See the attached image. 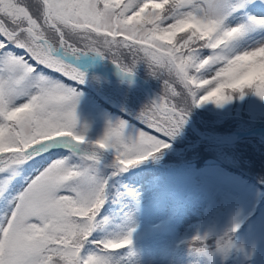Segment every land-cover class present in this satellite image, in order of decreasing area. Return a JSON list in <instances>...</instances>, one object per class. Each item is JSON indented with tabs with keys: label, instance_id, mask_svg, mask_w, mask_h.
Segmentation results:
<instances>
[{
	"label": "snow or ice",
	"instance_id": "6c2138e0",
	"mask_svg": "<svg viewBox=\"0 0 264 264\" xmlns=\"http://www.w3.org/2000/svg\"><path fill=\"white\" fill-rule=\"evenodd\" d=\"M252 3L0 0V264H122L131 255V231L93 238L107 223L100 210L110 178L169 149L193 108L223 107L247 94L264 100V87L241 75L238 61L264 50V38L241 48L251 30L264 29V16L225 23ZM178 32L184 35L173 42ZM96 58L126 75L142 64L163 81L156 98L131 114L141 125L134 135L123 118L108 121L94 141L78 127L83 66ZM60 139L75 150L36 165ZM106 152L113 154L112 171L101 178L97 165ZM30 163L36 166L24 175ZM239 227L233 218L215 240L218 252L234 247ZM206 240L194 236L192 249L207 255Z\"/></svg>",
	"mask_w": 264,
	"mask_h": 264
},
{
	"label": "rangeland",
	"instance_id": "374dc122",
	"mask_svg": "<svg viewBox=\"0 0 264 264\" xmlns=\"http://www.w3.org/2000/svg\"><path fill=\"white\" fill-rule=\"evenodd\" d=\"M249 16H264V4L261 3V0H254V3L249 4L246 8L234 12L228 17L225 23L229 25L246 23V18ZM261 38H264V29L256 28L251 30L244 37L241 48L249 46ZM108 61L107 58H103L102 67L92 62H87L86 65L83 66V70L86 74V81L84 84L111 105L119 108L131 117L132 113L137 112L145 103L156 98L159 94V91L149 85L150 95H148L143 82L134 79L131 75L122 74L120 71L118 72L114 68V65ZM133 72L135 71L133 70ZM76 114L78 118V127L96 126L105 129L108 121H115L121 118L111 115L108 111L99 107L88 96L83 94V92H81L76 107ZM135 128L138 127L129 122L128 131L133 135L135 134ZM250 128H253L250 134L264 139V131L261 130L264 129V122L261 123L258 121L257 124L255 123L252 127L247 129ZM258 129L260 130L257 131ZM241 131L243 130L238 129L218 135L207 130L198 119H191L189 117L180 133L172 141L182 143V146L187 148L196 145L201 139H206L208 143L213 144H210L209 148L213 150L212 153L216 155L218 159L232 166H238L239 162L247 164L245 156L240 154V149L238 148L239 143L235 145L233 142L241 135ZM87 139L90 141L95 140L93 138ZM56 144L73 148L67 140L60 139L47 146L44 151L49 152L51 150L49 148ZM168 150L180 152L179 148L175 150L173 147H170L165 151ZM179 158L181 160L183 159L181 157ZM51 160L54 159L48 155L38 165L46 164ZM112 164L113 155L108 152L104 153L101 162L97 165L98 175L104 178V170H112ZM203 167L204 168L195 167V169L191 166L185 167L169 179V186H174L176 182L181 183V185L194 183L196 182L194 178L195 171L203 172L211 179L220 181L233 190V192L229 193L226 197L221 196L223 197L224 207L223 209L216 210L214 216L216 227L228 224L231 225L233 218H235L236 222L242 223L254 209L253 205L259 197L258 189L250 183L243 181L238 174L218 164L206 163ZM33 170L34 168L30 170L27 175H31ZM124 172L125 175L120 181L121 189H108V191L110 193V201L119 212L127 231L130 230L137 234L148 235H153L158 232L169 235V237L172 238L175 236L187 238L195 224L204 221L208 217L209 214L197 203L184 201L179 213L174 218H169V197H163L162 194L153 195L158 187L156 179L163 176L158 168L139 164ZM156 204L162 207L160 216H155L153 214L154 211L152 210V206ZM162 238L163 237L160 235L156 237L152 249L146 248L134 252L127 259L129 264H170L169 257L162 253ZM233 243V248L243 246L253 254L251 264H264V198L256 209V212L250 216V219L247 218V220L242 223L239 232L235 235ZM148 245L151 244L149 243ZM228 252L224 254L216 250L208 251L207 255H199L207 260L209 264H234L229 259L227 260ZM199 264H205V262L202 261Z\"/></svg>",
	"mask_w": 264,
	"mask_h": 264
},
{
	"label": "trees",
	"instance_id": "16d2710c",
	"mask_svg": "<svg viewBox=\"0 0 264 264\" xmlns=\"http://www.w3.org/2000/svg\"><path fill=\"white\" fill-rule=\"evenodd\" d=\"M28 2L34 3V0H28ZM33 11H35L34 7ZM49 35H51V33H49ZM183 35L184 33L178 32L173 42ZM16 52L17 54H23L20 50H16ZM40 70L52 76H59V74L54 73L49 69ZM134 71L137 72L139 76L145 78L149 85L154 87L157 91H162L163 81L161 80L159 82L154 77H152L144 65L138 64ZM206 78L210 79L211 76H207ZM79 91L83 92V94L88 96L94 103L108 111V113L111 115L119 116L125 120H128V122L135 124L137 127H141V125L137 124L136 121L131 119L129 115L102 99L87 85H80ZM189 117L191 119H198L200 122H202L207 130H210L218 135L230 131H236L238 129L244 130L252 127V125L255 123L257 124L258 121L261 123L264 122V100H260L258 97L252 94H247L243 99L237 98L232 102L226 103L223 107H216L215 105L209 103L198 108H193L189 113L188 118ZM80 128H86L87 138H93L95 140L102 136L105 130L102 127L96 126ZM233 142L235 145L239 143L238 148L240 149V154L245 156L247 159V164L239 162L238 166H232L230 164L227 165L226 162H222L216 155L212 153L213 150L209 148L210 144L212 143H208L206 139H201L196 145L187 148L183 147L182 143L171 141V147H173L175 150H178L179 148L180 152H174V150H164L157 158L148 159L141 163L142 166H152L158 168V170L163 174L161 178L158 177L156 179L158 187L154 191L153 195L156 196L162 194L163 197H169V218L172 219L179 213L181 210V205L184 201L197 203L209 215L203 222L195 224L193 230L187 238H180L178 236L172 238L169 237V235L158 232L153 235L137 234L136 232H131L132 243L129 246L131 255L134 252L140 251L142 249H152V245H154L156 237L160 235L163 237L161 242V245L163 246L162 253L169 257L170 264H199L202 261L205 262V264H209L207 260L200 257V255L192 249L190 242L194 236L206 235L207 240L205 243L207 244L208 251H216L215 240L231 225L228 224L221 227H216L214 216L217 209H223L224 207L223 197L221 196L226 197L229 193L233 192V190L230 189L226 184L217 180H213L200 171H195L194 178L196 179V182L194 183L181 185V183L176 182L174 186H169V179L187 166H191L195 169V167L204 168L203 165L206 163H215L238 174L243 179V181L248 182L257 188L259 197L256 200V203L253 205L254 209L247 217L250 219V216L256 212V209L259 207L262 199L264 198V139L254 134H246L240 135ZM74 150L75 149L66 147L55 148L50 152L45 151L43 158L36 161V165H38L48 155H50V157L53 159H58L62 156H68L70 152ZM179 157L183 159L181 160ZM36 165L30 163L25 166L24 175H27L30 170L35 168ZM111 171L112 170L105 169V177L109 176ZM124 173L125 172L123 171L110 178L109 190L121 189L120 181L123 179L125 175ZM17 183H19V181ZM161 209L162 207L160 205L156 204L152 206V210L154 211L153 214L155 216L161 215ZM100 217L104 218L107 223L103 226V228L93 233V238H103L114 232H119L121 229H123L125 233L127 232V228L122 222L119 212L110 201L109 191L107 200L100 210ZM247 218L243 222H245ZM242 223H239V229L233 233V240L235 235L239 232ZM149 243L151 245H148ZM197 243L198 242L195 241L192 242L193 246H196ZM131 255L126 253L122 264H129L127 259ZM228 259L234 264H251L253 260V254L245 247L240 246L229 250L227 260Z\"/></svg>",
	"mask_w": 264,
	"mask_h": 264
},
{
	"label": "clouds",
	"instance_id": "9594fccd",
	"mask_svg": "<svg viewBox=\"0 0 264 264\" xmlns=\"http://www.w3.org/2000/svg\"><path fill=\"white\" fill-rule=\"evenodd\" d=\"M238 61L239 66L244 69L241 75L254 78L259 86L264 87V50L241 56ZM234 79H240V76H235Z\"/></svg>",
	"mask_w": 264,
	"mask_h": 264
},
{
	"label": "water",
	"instance_id": "95a60500",
	"mask_svg": "<svg viewBox=\"0 0 264 264\" xmlns=\"http://www.w3.org/2000/svg\"><path fill=\"white\" fill-rule=\"evenodd\" d=\"M103 60V59H101ZM101 60H97L96 63L97 64H100ZM108 62H111L113 65H114V68L119 72L120 70L117 68V66L112 62V61H108ZM134 79H137V80H140L141 82H143V84L145 85L146 89H147V94L150 95V86L149 84L147 83V81L140 77L139 75H137L135 72L132 73L131 75ZM253 131V128H250V129H247V130H244V131H241V133H244V134H249V133H252Z\"/></svg>",
	"mask_w": 264,
	"mask_h": 264
},
{
	"label": "bare ground",
	"instance_id": "6f19581e",
	"mask_svg": "<svg viewBox=\"0 0 264 264\" xmlns=\"http://www.w3.org/2000/svg\"><path fill=\"white\" fill-rule=\"evenodd\" d=\"M110 71V70H109ZM260 129H258L257 131H259ZM262 131H264V129H261ZM225 165H226V163H225ZM227 165H228V163H227ZM215 166V165H214ZM232 173V172H231ZM176 208V207H175ZM162 212V211H161Z\"/></svg>",
	"mask_w": 264,
	"mask_h": 264
}]
</instances>
